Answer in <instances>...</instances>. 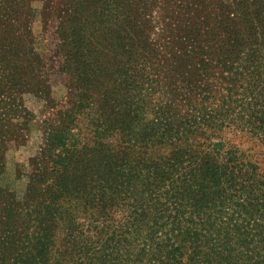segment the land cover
Instances as JSON below:
<instances>
[{
	"label": "trees",
	"instance_id": "16d2710c",
	"mask_svg": "<svg viewBox=\"0 0 264 264\" xmlns=\"http://www.w3.org/2000/svg\"><path fill=\"white\" fill-rule=\"evenodd\" d=\"M30 1L0 0V264H264V0H53L59 66Z\"/></svg>",
	"mask_w": 264,
	"mask_h": 264
},
{
	"label": "rangeland",
	"instance_id": "374dc122",
	"mask_svg": "<svg viewBox=\"0 0 264 264\" xmlns=\"http://www.w3.org/2000/svg\"><path fill=\"white\" fill-rule=\"evenodd\" d=\"M53 0H31L30 5L35 10L30 16V28L35 37V47L38 53L46 60L54 62L56 66L60 63V53L56 38L54 22L45 25L42 12L45 4H50ZM127 8V7H126ZM52 25V26H51ZM58 69V67L56 68ZM50 76L51 96L58 104L57 108H62L69 101V83L67 76L62 74L60 69L52 72ZM44 102L38 100L33 95H27V105L34 110L37 118H40ZM43 117V116H42ZM41 145V134L37 123L32 127L29 139L22 146H12L7 153V171L4 176V183L16 189L19 195H23L26 189L27 174L29 171V161L34 156Z\"/></svg>",
	"mask_w": 264,
	"mask_h": 264
}]
</instances>
